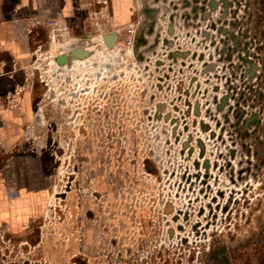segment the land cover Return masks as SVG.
Segmentation results:
<instances>
[{
  "label": "rangeland",
  "instance_id": "374dc122",
  "mask_svg": "<svg viewBox=\"0 0 264 264\" xmlns=\"http://www.w3.org/2000/svg\"><path fill=\"white\" fill-rule=\"evenodd\" d=\"M94 2L74 0L78 9L84 4L86 30L97 37L89 14H97L99 23L107 18L106 23L111 11L104 12L105 18L90 7ZM136 7L129 25L146 31L147 40L138 52L132 48L116 57L114 72H102L107 66L99 62L89 77L44 75L59 88L50 97L66 96L69 104L62 112L43 108L41 119L23 126L22 140L42 157L57 159L54 171L45 167L55 198L50 205L61 204L57 198L68 175L70 197L82 216L74 219L77 225L56 217L54 242H48L49 232L41 235L38 256L20 251L13 258L1 250L5 261L48 257L61 264L66 251L58 245L66 246L64 235L71 239L76 231L91 257L95 229L108 226L105 214L113 205L118 212L130 205L134 214L150 210L153 201L152 210L158 198L185 207L192 167H242L245 183L237 187L244 191H252L249 185L264 170V57L258 51L253 0H138ZM253 64L259 65L254 74ZM110 85L117 87L115 114L104 95ZM37 86L36 99L41 96ZM77 102L84 107L76 117L81 111ZM255 114L262 120L250 123ZM259 194L264 198V192Z\"/></svg>",
  "mask_w": 264,
  "mask_h": 264
},
{
  "label": "flooded vegetation",
  "instance_id": "af4514ba",
  "mask_svg": "<svg viewBox=\"0 0 264 264\" xmlns=\"http://www.w3.org/2000/svg\"><path fill=\"white\" fill-rule=\"evenodd\" d=\"M137 1H121V7L129 10V22H133ZM253 3L255 26L260 39L258 51H263L264 57V0H253ZM115 5L114 0H97L90 7L98 11H113ZM258 66L253 64L250 71L254 74ZM261 66H264V61ZM77 104H81V111L75 114L76 117L82 115L84 107L83 103ZM255 120L261 121L262 117L255 114L249 122ZM48 137L52 138L50 135ZM49 156L47 161L54 171L53 165L57 159L53 154ZM195 169L196 180L200 175L207 180L212 174L215 177L214 180L210 178L209 188L198 189L199 195L194 197L200 202L196 211L172 212L168 206V211L164 209L161 216L143 218L136 216L130 205L125 212H118L113 205L112 211L105 214L110 219L108 226L99 224L95 229L91 257L89 251L86 252L83 236L80 237L79 231H76L77 235L70 234L71 239L64 235L67 238L66 246L58 245L66 251L61 264H264V198L259 194L264 192V170L249 185L252 191L246 189V192L237 187L245 183V169L242 171V167H204L203 174H200L199 167ZM72 184V178L67 175L61 186L63 190L59 193L60 197L57 198L61 204L56 206L50 205V199L54 196L51 195L49 184L51 193L46 210L50 220L47 226L42 215L23 235L0 236V251H10L13 258L20 255V251L29 255L33 253L31 256L36 257L43 244L41 235L49 232L48 242H54V227L58 223L55 222L56 217L62 224H69L70 220L71 224H76L74 219L78 220L82 213L78 210V203L74 206L73 198L70 197ZM76 208L77 212L72 211ZM53 247L57 250L56 245ZM3 258H0V264H57L48 257L44 260L26 258L22 261H12L11 257L5 261Z\"/></svg>",
  "mask_w": 264,
  "mask_h": 264
},
{
  "label": "crops",
  "instance_id": "0c3cea01",
  "mask_svg": "<svg viewBox=\"0 0 264 264\" xmlns=\"http://www.w3.org/2000/svg\"><path fill=\"white\" fill-rule=\"evenodd\" d=\"M116 1L115 10L106 23L103 21L107 19L104 14L107 9H95L106 19L100 22L104 35L102 39L95 37L93 45L104 40L105 44L113 42L114 45L119 38L114 32L130 23L129 10L121 7L123 0ZM80 6L78 9L74 0H0V236L23 235L46 212L49 180L45 167L49 162L42 153L23 142L22 130L24 125L42 118L43 108L59 107L61 112L67 108L66 96L61 95L56 100L49 95L59 89L48 79L51 73L61 78L63 69L76 68L74 75L84 76L79 69L86 59L70 56L71 50L60 48L58 55L49 59L51 36L45 26L47 20L54 18L68 23L74 37L93 36L86 30L82 17L84 4ZM96 18L98 20V16ZM94 50L98 56L88 57V60L97 64L99 51L90 49ZM60 53L66 55L62 65L55 62ZM46 74L48 78L44 77ZM37 79L41 87L38 99L33 95L37 92L38 86L34 84ZM15 91L20 93L18 105L10 108L7 98ZM82 91L83 88L79 92Z\"/></svg>",
  "mask_w": 264,
  "mask_h": 264
},
{
  "label": "built area",
  "instance_id": "2783aa9c",
  "mask_svg": "<svg viewBox=\"0 0 264 264\" xmlns=\"http://www.w3.org/2000/svg\"><path fill=\"white\" fill-rule=\"evenodd\" d=\"M97 1V0H96ZM97 14L95 15V13L89 14L90 20H91V25L93 28H95L96 33L98 36L103 37V29L101 27V24L98 22L97 18H96ZM46 28L49 31V34L51 36V45H50V54H51V58L49 57V59L54 58L55 56L58 55L57 51L60 50V48L66 49V50H74L77 48H81L82 43L84 41H88L91 45L92 48H95L97 51H99L100 53L103 54H119L123 56H127L128 54L132 53V48H133V44H134V36H135V27L132 25H127L125 27H122L123 29L120 30H116L114 33H116L118 36H120V34H122V32H124V38L121 40H118L114 45L112 46H108L103 42V45H101L99 43L93 45V39L95 38V36H90L89 38H80V37H74L71 34V29L68 25V23L66 22H61L58 19H49L46 21L45 23ZM62 51V50H61ZM57 53V54H56ZM62 53H60L61 55ZM91 58V57H90ZM86 65V66H84ZM91 65L92 63L89 62L88 59L85 60V63H80V66L82 68L79 69V71H83L84 72V76L89 77L88 72L92 71L91 70ZM84 66V67H83ZM64 72V75L62 76L64 80L66 79H71V76L75 74L76 72V68H68V69H63L62 70ZM115 70L113 69L112 71H110L109 74H111L112 72H114ZM84 79H88V78H84ZM107 91L104 92V95L108 97V101L107 104L109 106V109H111L112 113L116 111V105H117V101H116V90L117 87L114 85H110L108 86V88L106 89ZM20 93L19 92H13V94L10 95L9 98H7V106H9L10 108H15L18 105V99H19ZM101 104H99L100 107ZM101 108V107H100ZM99 112V110H97ZM95 111V112H97ZM109 110V112H111ZM108 112V113H109ZM30 126V125H29ZM200 171V174H203L205 172L204 167H199L198 169ZM194 173H196V169L195 167H192L191 169V173L187 174L186 176L188 177V175L190 176V178H194ZM212 177V179L214 180L215 177H213V174L209 177V179H204L205 177L203 175H200V177H198V179L196 180L195 178L192 180L190 179V183H193V187L191 188L190 191V196L189 198H187V201L184 200L183 203L185 204V207L179 206L180 204H176L175 200L172 201H168L167 203L163 202L162 199L159 201V198L157 199L158 203L155 205L154 210L152 207V204L154 203L153 201L151 202V205L149 206V209L151 210H147V211H142V212H137L135 213L136 216H142L143 218L148 217V218H152V217H158L161 216L162 211L165 209L166 204H172V206L178 210L177 212L182 213L184 210H189L188 212H192V211H196L197 206H193V204H199L196 199H194V197L198 196L199 193L197 194V191L199 192L198 189H202L205 190L206 188L210 187V178ZM214 189V187L212 188ZM216 191V190H213ZM189 201V202H188ZM161 202V204H160ZM188 202V203H187ZM150 201L147 202V205H149ZM189 207V208H188ZM155 209H157V211H155ZM180 209H183L181 212L179 211Z\"/></svg>",
  "mask_w": 264,
  "mask_h": 264
},
{
  "label": "water",
  "instance_id": "95a60500",
  "mask_svg": "<svg viewBox=\"0 0 264 264\" xmlns=\"http://www.w3.org/2000/svg\"><path fill=\"white\" fill-rule=\"evenodd\" d=\"M214 5L215 4L212 3V7ZM146 35H147L146 31L144 32L142 30H139L138 32H135L134 44H133L134 51L138 52V50L141 49V47L145 44V42L147 40L146 39ZM113 41H116V35L115 34H113ZM104 43H106L105 40H104ZM111 43H113V42L109 43L110 44V45H108L109 47L112 46ZM100 44L103 45V41H100ZM81 47H82V49L77 48V49L71 50L69 52V55L74 57V58L78 57V59H84V58L88 59V57L90 58L93 55L96 56V51L95 50L94 51H90V49L92 50V45L88 41H84L82 43ZM98 53H99V57H98L99 62L100 63H105V65L107 66L106 68H104V67L102 68V72L103 71L105 72V69H108V71H111L112 68H113L111 66H113L114 62L116 63V57H119L120 55L119 54H103V53H100V52H98ZM97 56H98V54H97ZM65 58H66V55L58 56L55 59V62H57L58 64L62 65L66 61ZM96 62H97V59H96ZM94 65H96L95 62L92 63L91 66L94 67ZM101 75H102V73H101Z\"/></svg>",
  "mask_w": 264,
  "mask_h": 264
}]
</instances>
